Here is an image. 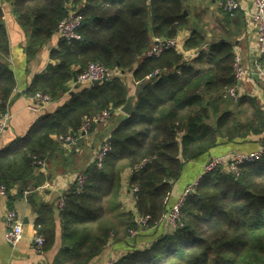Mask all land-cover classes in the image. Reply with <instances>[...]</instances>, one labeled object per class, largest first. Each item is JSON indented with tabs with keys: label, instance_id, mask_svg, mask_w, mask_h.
<instances>
[{
	"label": "trees",
	"instance_id": "trees-1",
	"mask_svg": "<svg viewBox=\"0 0 264 264\" xmlns=\"http://www.w3.org/2000/svg\"><path fill=\"white\" fill-rule=\"evenodd\" d=\"M226 0H14L13 15L27 36L26 53L35 57L72 11L84 16L81 40L61 39L47 68L33 79L27 94L38 91L57 101L69 99L41 116L30 131L0 150V184L7 191L36 189L46 180L35 158L52 161L65 155L60 135L79 138L86 117L120 109L130 94L132 75L137 96L134 111L111 132L110 150L99 169L91 163L79 191L75 182L59 210L64 260L56 264H89L110 237L125 240L132 230L157 227L169 208L173 184L184 166L219 146L260 136L264 147V110L251 96L225 97L235 85L233 36L243 14L217 8L211 28L207 16ZM190 36L181 49L150 56L155 37ZM210 34V35H209ZM195 56L187 54L196 52ZM92 62L118 72L103 83L75 81ZM264 67V56L260 58ZM16 76L10 66V40L0 6V101L7 110ZM96 124H92L91 128ZM131 170L129 189L136 211L120 201L122 176ZM82 174V173H81ZM31 202L36 200L30 197ZM60 199L58 200L59 203ZM36 231L44 250L56 243V217L45 205ZM145 228L138 222L147 217ZM184 226L132 248L114 264H264V153L239 175L216 170L201 178L182 208ZM143 229V230H142ZM136 234L138 236L140 234ZM135 236V235H134Z\"/></svg>",
	"mask_w": 264,
	"mask_h": 264
},
{
	"label": "crops",
	"instance_id": "crops-1",
	"mask_svg": "<svg viewBox=\"0 0 264 264\" xmlns=\"http://www.w3.org/2000/svg\"><path fill=\"white\" fill-rule=\"evenodd\" d=\"M13 1L3 0L2 8L5 14V23L10 40V66L16 76V88L12 95L8 111L11 114L8 126L0 137V150L9 147L17 138L24 137L34 126L36 121L43 115L54 112L68 99L69 94L64 95L57 101L52 102L39 112H31L28 105L31 104V96L27 91L35 78L41 74L50 63V53L57 48L60 38L57 34L48 41L35 57H28L26 53L27 36L13 15ZM219 3V2H218ZM218 3L211 9V14L219 16L216 11ZM245 8L251 7L250 0H241ZM243 23L236 35L233 36L235 53L242 57L246 68L255 69V60L258 58V44L256 41L257 31L255 26L247 18L243 11ZM217 22V21H216ZM218 29V23L216 24ZM211 27V26H210ZM210 35V34H209ZM190 36V29H183L177 36L183 47L184 41ZM130 94H134V83L132 75H127ZM264 82L263 79L254 75L242 84V95L251 96L259 102L264 110ZM115 114V115H114ZM117 117L114 122L113 117ZM127 116L117 109L111 119L106 123H98L86 133L69 145H65V155L56 153L52 161H43L44 165H38L39 171L46 175V180L36 189H25L19 193L20 187H15L7 192L6 196H0V264H56L64 260L62 246L61 225L59 219V203L69 188L75 183L77 176L83 173L92 163L102 141L111 134L115 127ZM260 136L248 139H237L234 141H222V143L202 155L197 160L188 162L182 171L181 177L173 184L168 199L169 208L176 202L184 188L199 178L206 163L215 156H226L234 150L251 151L262 146ZM131 170H126L122 176V191L120 201L126 210L136 211L135 195L128 187ZM30 197L35 202L30 201ZM53 207L52 212L56 217L57 240L50 250L39 251L34 243L36 234V222L40 213L46 214L45 205ZM16 210L23 223V237L17 245H10L5 239L4 215L7 209ZM163 222L152 229L142 231L138 236H127L125 240L116 241L110 237L108 245L89 264H106L111 258L118 259L132 248H143L153 240L168 233Z\"/></svg>",
	"mask_w": 264,
	"mask_h": 264
},
{
	"label": "built area",
	"instance_id": "built-area-1",
	"mask_svg": "<svg viewBox=\"0 0 264 264\" xmlns=\"http://www.w3.org/2000/svg\"><path fill=\"white\" fill-rule=\"evenodd\" d=\"M251 7L245 8L241 0H226L218 3L219 8H223L226 11L230 12L231 16H234L236 12L243 11L250 22L255 26L257 31L256 41L258 44V58L255 60V69L246 68L243 64L242 57L239 53H235V58L233 62V73L236 80L234 86L228 88L225 92V97L237 100L241 97L242 91L241 87L245 80H249L254 75H258L263 79L264 82V67L260 63V58L264 56V0H250ZM3 0H0V6L2 7ZM84 16L81 12V9H76L72 11L66 18H64L58 25L57 34L60 39L71 42L73 40H81V34L79 29L82 25ZM181 49V42L174 38H163L155 37L151 49L148 51V55H158L164 49ZM196 52L188 53L189 57L195 56ZM119 74L118 72L112 70L105 64L101 62H92L77 76L78 82L82 84H92L93 81L97 80L100 83L108 80L112 76ZM15 92V90H14ZM264 93V90H263ZM31 104L28 105V108L31 112H39L45 109L51 102L52 98L50 94L44 93L42 91L36 92L31 96ZM3 102L0 101V137L8 126L11 114L7 110L2 108ZM112 117L111 110H103L95 115L86 117L80 132L86 133L90 130L92 124L94 123H106ZM58 140L63 142L66 146L75 141L73 134L60 135L57 137ZM110 137H106L99 149L97 150L92 163H95L100 169L103 164L104 157L106 153L110 150ZM264 153V147H261L257 150L252 151H231L226 156H216L211 158L205 165L203 172L200 174L199 178L196 179L193 183L188 184L183 192L178 196L176 202L167 209L161 218L167 228V232H173L184 226L182 220V208L186 198L193 193L197 187L201 178L209 173H212L216 170H222L225 172H231L235 175H239L243 170L246 164L255 162L262 157ZM35 163L37 165H44L43 161L35 158ZM87 181V175L82 173L77 176L76 183L78 184V190L80 191ZM7 188L5 185L0 184V196L7 195ZM65 196H63L59 201V207L61 208L64 205ZM148 216L141 217L138 219V222L142 225L144 229L147 224ZM4 221L6 226L5 239L6 242L10 245H17L22 237L24 232V226L22 219L19 213L14 209H7L4 215ZM142 229V230H143ZM139 230H132L131 235L134 236L138 234ZM34 243L36 248L39 251L44 250L45 238L43 235L37 233L34 236ZM116 258H111L106 264H114Z\"/></svg>",
	"mask_w": 264,
	"mask_h": 264
},
{
	"label": "water",
	"instance_id": "water-1",
	"mask_svg": "<svg viewBox=\"0 0 264 264\" xmlns=\"http://www.w3.org/2000/svg\"><path fill=\"white\" fill-rule=\"evenodd\" d=\"M75 81L78 82V77H75ZM93 85H97L100 84L99 81L95 80L92 82ZM137 100V96L136 94H129L126 100V103L120 108V110L127 116L129 117L133 111H134V107H135V103Z\"/></svg>",
	"mask_w": 264,
	"mask_h": 264
},
{
	"label": "rangeland",
	"instance_id": "rangeland-1",
	"mask_svg": "<svg viewBox=\"0 0 264 264\" xmlns=\"http://www.w3.org/2000/svg\"><path fill=\"white\" fill-rule=\"evenodd\" d=\"M207 20H209L208 22L210 23V26H211V28H213L214 26H215V24H214V20L216 19V17L214 16V14H211V13H209V15L207 16V18H206ZM115 115V114H114ZM116 119H117V117H113V120H114V122H116ZM261 147H263V146H260L259 148H261ZM259 148H257V149H259ZM257 149H255V150H257ZM234 151H236V150H234ZM240 151V150H239ZM252 151V150H251ZM216 157V156H215ZM193 183V182H192Z\"/></svg>",
	"mask_w": 264,
	"mask_h": 264
}]
</instances>
